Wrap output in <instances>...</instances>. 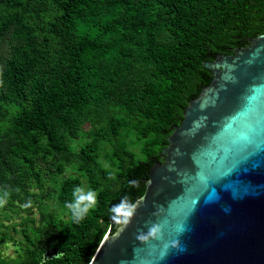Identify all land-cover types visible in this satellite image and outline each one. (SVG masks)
Segmentation results:
<instances>
[{"label": "trees", "instance_id": "obj_1", "mask_svg": "<svg viewBox=\"0 0 264 264\" xmlns=\"http://www.w3.org/2000/svg\"><path fill=\"white\" fill-rule=\"evenodd\" d=\"M260 33L264 0H0V197L65 206L81 180L59 179L74 166L97 195L79 223L70 210H41L0 264H89L120 225L112 206L144 194L172 127L211 82L204 61ZM131 127L146 138L144 158L125 141ZM102 143L115 169L98 160ZM53 248L59 255L46 257Z\"/></svg>", "mask_w": 264, "mask_h": 264}, {"label": "water", "instance_id": "obj_2", "mask_svg": "<svg viewBox=\"0 0 264 264\" xmlns=\"http://www.w3.org/2000/svg\"><path fill=\"white\" fill-rule=\"evenodd\" d=\"M203 64L211 82L89 264H264V33Z\"/></svg>", "mask_w": 264, "mask_h": 264}, {"label": "rangeland", "instance_id": "obj_3", "mask_svg": "<svg viewBox=\"0 0 264 264\" xmlns=\"http://www.w3.org/2000/svg\"><path fill=\"white\" fill-rule=\"evenodd\" d=\"M84 138V137H83ZM124 138L127 141L128 146L133 150L140 158L145 157L143 147L145 144V137L134 128H128L124 130ZM86 141V138L81 142L78 139L73 144L76 149H80V145ZM111 146L108 143H102L100 149V156L98 160L102 166L108 169H115V165L111 161L110 157ZM79 178L83 189L92 190L90 187V181L88 173L82 170L78 166L70 167L64 175L60 176V179L64 178ZM32 191L40 192L36 183L30 185ZM44 188H48V182L45 183ZM95 192V191H94ZM30 207H24V205L9 206L7 201L0 207V256L10 259L17 255L18 244L25 242L23 234V226L32 227L34 223L39 222L41 210L52 211L60 219H69V209L66 208L58 199H52L50 196H46L42 200H31Z\"/></svg>", "mask_w": 264, "mask_h": 264}, {"label": "clouds", "instance_id": "obj_4", "mask_svg": "<svg viewBox=\"0 0 264 264\" xmlns=\"http://www.w3.org/2000/svg\"><path fill=\"white\" fill-rule=\"evenodd\" d=\"M130 186H136L137 181H130ZM8 192L5 191L3 196L0 197V207H2L6 199L8 197ZM97 195L92 190H85L82 187H75L73 189V200L69 203H66L65 207L71 211V218L73 222L79 223L81 222L89 210L94 207L96 204ZM31 202L24 205V207H30ZM137 208V204L129 202V198L127 196L123 197L120 203L112 206L110 209L111 220L116 222L117 224L127 225L130 222V218L134 214L135 209ZM155 232L156 229L153 228L151 230ZM138 239H145L143 235L139 236ZM57 254L56 256H58ZM123 264V262H122Z\"/></svg>", "mask_w": 264, "mask_h": 264}]
</instances>
